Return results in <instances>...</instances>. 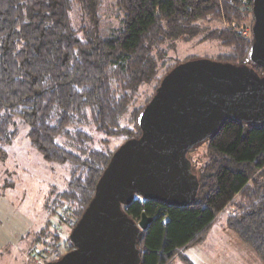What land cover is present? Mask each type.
<instances>
[{
	"label": "trees",
	"instance_id": "obj_1",
	"mask_svg": "<svg viewBox=\"0 0 264 264\" xmlns=\"http://www.w3.org/2000/svg\"><path fill=\"white\" fill-rule=\"evenodd\" d=\"M103 4L0 0V157L22 122L44 159L67 164V186L46 200L48 219L33 239L54 249L61 239L57 225L72 231L115 151L141 135L138 117L164 76L180 62L195 59L172 58L165 44L203 33L201 40L217 41L222 48L217 61L242 65L253 43V37L235 29L204 24L220 17L253 19V0H113L121 25L105 33L94 30ZM76 8L91 29L75 25ZM144 86L150 93L141 92ZM96 134L103 135V145ZM110 138L125 140L112 146ZM204 145L205 160L192 166L200 181L193 203L170 205L140 197L122 206L137 222L143 213L153 218L139 239L140 264H165L200 240L237 194L245 201L227 225L264 260V124L228 118L190 152ZM64 243L67 252L74 248L69 236Z\"/></svg>",
	"mask_w": 264,
	"mask_h": 264
},
{
	"label": "water",
	"instance_id": "obj_2",
	"mask_svg": "<svg viewBox=\"0 0 264 264\" xmlns=\"http://www.w3.org/2000/svg\"><path fill=\"white\" fill-rule=\"evenodd\" d=\"M252 12L248 63L196 58L173 67L138 117L141 135L115 151L97 182L69 235L74 248L44 264H140L139 239L153 218L137 222L122 206L137 196L188 206L200 189L188 153L228 118L264 124V0H253Z\"/></svg>",
	"mask_w": 264,
	"mask_h": 264
},
{
	"label": "rangeland",
	"instance_id": "obj_3",
	"mask_svg": "<svg viewBox=\"0 0 264 264\" xmlns=\"http://www.w3.org/2000/svg\"><path fill=\"white\" fill-rule=\"evenodd\" d=\"M72 16L77 27L92 28L89 19L79 8L75 9ZM98 16L100 26L95 25L94 30L105 33L111 28H118L121 25V18L116 14L113 0H104ZM236 21L230 22L228 19L220 17L213 18L210 22L206 20L203 23L207 26L206 28L211 26L218 29H229L232 27V23H237L243 27L240 30H251L254 22L251 16H244ZM232 28L237 30L234 27ZM202 34L189 39H179L174 43H166L165 46L169 48V56L180 60L187 57L216 60L215 56L222 48L217 41L201 40ZM250 37H252V32ZM149 89V86H144L141 92L144 95L145 93L148 94L150 93L148 92ZM101 137L103 138V135L96 134L95 139L98 140L99 146L103 145ZM110 139L112 146L125 140L124 138ZM206 153V145L199 146L189 153V157L196 168L205 160ZM69 174L67 164L47 161L42 157L40 152L31 144L27 125L20 122L19 135L12 144L8 145L4 154L0 157V264H44L46 260H50L47 252L44 253L47 258H43V254L40 252L37 261L34 258V252L30 254L36 246L38 249L52 248V246L46 245L41 240L32 243L33 237L35 232H38L48 219L45 206L46 200L54 197L55 193H52V191L56 192L66 188ZM244 201L245 199L241 194L233 199L228 210L222 214L221 221L226 220L227 224V219L231 216L229 211L238 213V205ZM55 223L56 221L53 219V227H55ZM57 229L61 235L57 249L65 254L67 245L64 241L71 233L69 232L71 226L57 225ZM30 242L32 245L29 246ZM26 248L30 252L27 253V259ZM37 251L36 248L35 253Z\"/></svg>",
	"mask_w": 264,
	"mask_h": 264
},
{
	"label": "crops",
	"instance_id": "obj_4",
	"mask_svg": "<svg viewBox=\"0 0 264 264\" xmlns=\"http://www.w3.org/2000/svg\"><path fill=\"white\" fill-rule=\"evenodd\" d=\"M230 204L218 214L214 223L200 240L184 246L165 264H264V260L250 245L228 227L226 220L221 221L222 214L228 210ZM233 212L229 211V215L235 214ZM30 245H32L31 242ZM26 250L27 259V253L30 252L27 248Z\"/></svg>",
	"mask_w": 264,
	"mask_h": 264
},
{
	"label": "built area",
	"instance_id": "obj_5",
	"mask_svg": "<svg viewBox=\"0 0 264 264\" xmlns=\"http://www.w3.org/2000/svg\"><path fill=\"white\" fill-rule=\"evenodd\" d=\"M242 1H248V0H242ZM232 27L236 28L237 31L242 33L244 36H250L251 35L252 28H251V30H248V29L247 30H240L243 27L237 23H232ZM232 27H230V28L233 29ZM137 197L139 198V196H137ZM36 248L38 251L35 253ZM36 248H35V250L32 251V253L34 252V258L36 259V261H37V258L40 256V252H42L43 258H47L44 255V253L47 252L49 254L48 256H49L50 260L53 259V257L59 258V256L62 254V251H60L59 249H54L53 247L50 249H46V248L38 249V247L36 246Z\"/></svg>",
	"mask_w": 264,
	"mask_h": 264
},
{
	"label": "flooded vegetation",
	"instance_id": "obj_6",
	"mask_svg": "<svg viewBox=\"0 0 264 264\" xmlns=\"http://www.w3.org/2000/svg\"><path fill=\"white\" fill-rule=\"evenodd\" d=\"M49 262V261H48Z\"/></svg>",
	"mask_w": 264,
	"mask_h": 264
}]
</instances>
